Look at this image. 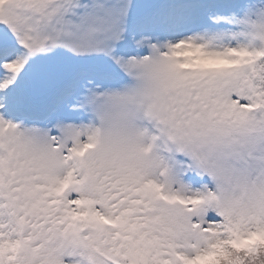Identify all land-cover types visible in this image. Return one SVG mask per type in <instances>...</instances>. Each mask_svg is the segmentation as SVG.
Segmentation results:
<instances>
[{
  "label": "snow or ice",
  "instance_id": "obj_1",
  "mask_svg": "<svg viewBox=\"0 0 264 264\" xmlns=\"http://www.w3.org/2000/svg\"><path fill=\"white\" fill-rule=\"evenodd\" d=\"M0 264H264V0H0Z\"/></svg>",
  "mask_w": 264,
  "mask_h": 264
}]
</instances>
